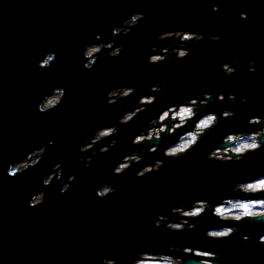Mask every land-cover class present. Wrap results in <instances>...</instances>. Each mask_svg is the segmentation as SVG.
Listing matches in <instances>:
<instances>
[{
	"label": "water",
	"instance_id": "1",
	"mask_svg": "<svg viewBox=\"0 0 264 264\" xmlns=\"http://www.w3.org/2000/svg\"><path fill=\"white\" fill-rule=\"evenodd\" d=\"M137 11L145 13L138 25L127 35H113L112 29ZM179 29L202 32L204 38L187 45L186 58L170 55L162 63H148L151 45L177 46L175 39L159 40V34ZM209 35L221 39L211 41ZM111 41L123 45L122 53L112 58L102 52L94 67L86 69L85 46ZM49 52L55 61L41 67ZM245 58L255 60V72L248 71ZM225 62L237 69L231 76L221 70ZM154 83L162 88L152 93L157 101L119 126L117 144L108 152L99 153L98 143L97 155L85 167L80 157L91 151L82 153L80 146L97 128L117 124ZM120 86L136 91L107 103V93ZM57 87L65 89L62 102L41 113L38 103ZM200 92L213 93L201 114L230 108L236 115L222 119L186 156L163 155L179 133L165 135L156 153H149L150 145L131 143L162 109ZM221 92L224 101L216 99ZM233 92L236 99H227ZM252 116H264V0H0V264H102L103 258L131 264L139 252H168L172 244L220 252L229 264H264V244L258 243L264 223L245 220L231 238L210 240L205 230L222 226L210 207L194 230L156 226L162 214L178 219L171 212L175 206L187 207L196 199L215 204L236 195L231 189L238 180L264 174V149L239 162L207 159L229 131L260 127L249 126ZM41 145L47 148L36 166L8 175L10 164ZM139 149L143 161L115 175L116 163ZM157 158L164 160L159 171L137 177L140 168ZM57 162L62 177L44 186ZM72 173L76 179L62 193ZM104 183L116 191L100 198L96 191ZM41 191L43 202L30 206ZM244 235L252 239L244 241Z\"/></svg>",
	"mask_w": 264,
	"mask_h": 264
},
{
	"label": "clouds",
	"instance_id": "2",
	"mask_svg": "<svg viewBox=\"0 0 264 264\" xmlns=\"http://www.w3.org/2000/svg\"><path fill=\"white\" fill-rule=\"evenodd\" d=\"M219 6L214 5L213 11H218ZM145 16L143 12H134L130 18L123 21L119 26L112 29L113 35L129 34L136 27L140 20ZM241 18H246V13H240ZM163 41L166 39H175L177 46L159 47L156 44L151 45L148 63L159 64L167 60L170 55H175L177 59L186 58L190 54V48L187 46L193 41H200L204 38V33L185 31L183 29L164 31L157 37ZM211 41H219V35H209ZM99 39V37H97ZM123 51V45H116L115 41L105 43H90L83 50V57L86 59L84 67L91 70L95 62L99 59L100 54L115 58ZM55 61V53L49 52L40 62L41 67H50ZM221 70L225 75L231 76L237 69L231 62H225L221 65ZM255 60L248 61V71L255 72ZM134 86H120L111 89L107 93V103L116 104L121 99L127 98L135 93ZM162 91L159 83H154L149 88V94L140 96L136 104L131 110H126L123 115L118 117L117 124L97 128L94 134L89 138L88 142L80 146L79 151L89 152L91 155L80 157L84 161L85 167L91 166V161L97 155L96 145L101 143L99 153L103 154L112 149L116 144V135L119 132V126L131 123L140 113L147 110L149 105L157 101V96L152 93ZM66 92L63 88H54L50 93L46 94L37 107L41 113H46L59 106ZM213 93L200 92L195 97L185 98L180 103L170 104L162 109L154 118L148 121L146 130H141L136 134L131 143L134 146L150 145L149 153H156L161 141L165 135L171 137L179 133L176 141L169 144L163 150V155L169 159H180L186 156L190 151L196 148L203 138L216 128L222 119H231L236 115L234 109L224 108L222 111H211L201 114L202 106H207L212 99ZM216 99L224 101L226 99L224 93L216 95ZM229 100L236 99V93H229ZM242 103H247V97H241ZM249 126L255 127L260 125L254 131H229L224 135L219 145L213 147L207 159L225 162H239L244 160L255 152L264 149V116H252L248 120ZM183 130V131H182ZM107 140L108 143L102 142ZM53 141H49L52 144ZM47 146L41 145L27 154V156L8 166V175L15 177L22 174L29 167L36 166L43 157ZM142 149L131 152L122 157L113 168L115 175H122L130 169L133 164H139L144 157L141 155ZM164 165V160L155 159L152 163L140 168L136 175L143 177L152 172L159 171ZM63 175L61 162L53 165L52 171L43 179V185L49 186L54 179H59ZM75 173L68 177V183L61 188V192H65L70 184L75 181ZM116 191L113 184L104 183L96 191L100 198H104ZM231 191L234 196H223L218 202L212 204L207 199H196L187 207L178 205L171 209L172 214L178 217L172 220L168 215H159L156 220V226L166 227L173 232H183L194 230L197 227L196 221L207 214L211 207L212 215L220 222L222 226L212 227L205 230V237L210 240H226L231 238L237 231L238 225L245 220H252L256 223H264V174L256 175L250 179L238 180L234 183ZM45 197L44 192L35 193L31 200L30 206L40 205ZM244 241L252 239L251 235H244ZM258 243L264 244V235L259 236ZM173 253H181L174 255ZM102 264H117L115 258H103ZM131 264H229L220 252L208 250L205 248H197L181 244H172L169 246L168 252H152L142 251L132 259Z\"/></svg>",
	"mask_w": 264,
	"mask_h": 264
},
{
	"label": "flooded vegetation",
	"instance_id": "3",
	"mask_svg": "<svg viewBox=\"0 0 264 264\" xmlns=\"http://www.w3.org/2000/svg\"><path fill=\"white\" fill-rule=\"evenodd\" d=\"M249 60H254V59H251V58H250V59L247 60V59L245 58V59L243 60L245 66H247V69H248V61H249Z\"/></svg>",
	"mask_w": 264,
	"mask_h": 264
}]
</instances>
